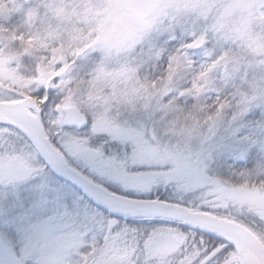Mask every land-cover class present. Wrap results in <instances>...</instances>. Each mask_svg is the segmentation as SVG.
Here are the masks:
<instances>
[{"label":"snow or ice","instance_id":"snow-or-ice-1","mask_svg":"<svg viewBox=\"0 0 264 264\" xmlns=\"http://www.w3.org/2000/svg\"><path fill=\"white\" fill-rule=\"evenodd\" d=\"M166 52L158 43L149 58L171 66ZM33 95L43 97L38 115L47 134L23 113L0 118V264H242L250 256L246 237L230 238L211 218L247 210L264 227V211L241 203L236 213L227 197L213 204L202 193L214 187L210 165L227 160L254 165L249 171L264 181V112L225 120L198 152L176 155L153 149L146 131L97 132L87 117L45 124L50 104L60 115L58 100L43 87Z\"/></svg>","mask_w":264,"mask_h":264},{"label":"rangeland","instance_id":"rangeland-1","mask_svg":"<svg viewBox=\"0 0 264 264\" xmlns=\"http://www.w3.org/2000/svg\"><path fill=\"white\" fill-rule=\"evenodd\" d=\"M261 7L264 0H158L154 13L140 20L117 0H0V102L31 97L40 105L43 97L33 93L43 87L59 97L57 110L78 107L97 132L146 131L156 151L192 155L210 133L223 131L225 120L249 109L264 112ZM196 32L206 46L185 54ZM173 35L174 60L163 78L141 73L151 61L155 71L160 60L150 59L149 49L159 43L168 52ZM190 57L205 72L187 86ZM210 92L215 99L206 105ZM45 118V124L59 123L52 109ZM253 167L237 160H227L223 168L212 163L214 187L202 195L211 196L213 204L227 197L236 213L241 203L264 211V182L252 184L258 176L249 171ZM244 215L249 217L247 210Z\"/></svg>","mask_w":264,"mask_h":264},{"label":"water","instance_id":"water-1","mask_svg":"<svg viewBox=\"0 0 264 264\" xmlns=\"http://www.w3.org/2000/svg\"><path fill=\"white\" fill-rule=\"evenodd\" d=\"M118 6L125 12L133 15L137 19L146 20L155 11L158 0H117ZM203 40L198 39L192 43L196 48L198 45H202ZM33 109L34 111H29ZM23 113L26 117L30 118L35 124L40 127L39 108L36 101L33 98H25L16 102L0 103V118L11 120L16 113ZM59 123L65 122L72 115L78 116L81 120L87 116L76 106L65 107L59 110ZM65 114V117H64ZM40 131L44 134L43 127H40ZM198 216H206V213H193ZM213 221L222 228L225 235H229L230 238L237 236L246 237L249 242L250 256L242 261V264H264L258 257L257 251L264 259V244L261 240L245 226L218 217H212ZM256 249V250H255Z\"/></svg>","mask_w":264,"mask_h":264},{"label":"trees","instance_id":"trees-1","mask_svg":"<svg viewBox=\"0 0 264 264\" xmlns=\"http://www.w3.org/2000/svg\"><path fill=\"white\" fill-rule=\"evenodd\" d=\"M9 22V21H8ZM8 25V24H7ZM10 26V25H9ZM4 29H5V27H4ZM7 30L9 29V31H11V28L10 27H7L6 28ZM175 44H177V43H175ZM175 44H171V43H169V44H167V46L169 47L168 48V52H166L165 53V56H167V53H170L171 52V48L173 49L176 45ZM177 48V47H176ZM14 52H17V50H19V48H18V46L17 45H14V47H13V49H12ZM192 51H190V53H191ZM190 59H192V60H194L195 61V59L193 58V57H190ZM196 63L193 65V68L189 71V73L187 74V76L189 77V79H187V81H188V85L187 86H192L193 84H194V82H192L191 80L192 79H194V78H198L199 77V73L201 72V64L199 63V61H195ZM162 64V66H160ZM146 66V68H143V72L142 71H140L141 73H146V74H148V73H150L151 74V76L153 77V78H163V72H164V70H165V67H167L168 66V63H167V61L166 60H160L159 62H156V69H155V71L153 70L154 69V63H152V61L150 62V63H148V66L147 65H145ZM148 68V69H147ZM149 70H150V72H149ZM163 71V72H162ZM149 75V74H148ZM187 88V87H186ZM45 90V89H44ZM48 92L49 91H47V92H45V95H47L48 94ZM53 94V93H52ZM53 97H54V100H58V108H59V97H57V96H55L54 94H53ZM220 98L221 99H223V98H225V93L223 94V93H221L220 94ZM215 99V97H214V94L213 93H211L210 92V100H208V101H206V105H210V101H212V100H214ZM0 103H2V102H0ZM215 103H217V101L215 102ZM52 109V105L50 104L49 105V108H48V111L49 110H51ZM47 111V112H48ZM47 112L45 113V116H47ZM255 182V183H254ZM261 182H264V181H260L259 183H257V179L256 180H252V184L254 185H261L260 183ZM218 218H222V219H226V218H223L222 216L221 217H218ZM226 220H229V221H232V222H236V223H240V224H243V225H248V224H250L251 223V228L250 229H256V231H254L255 232V234L260 238V239H262L263 241H264V227H260V226H258L257 224H255V223H253L252 221H251V219H250V217H248L247 215H243V216H237V218L236 219H226ZM237 220L239 221V222H237ZM247 227V226H246ZM249 228V227H248Z\"/></svg>","mask_w":264,"mask_h":264},{"label":"bare ground","instance_id":"bare-ground-1","mask_svg":"<svg viewBox=\"0 0 264 264\" xmlns=\"http://www.w3.org/2000/svg\"><path fill=\"white\" fill-rule=\"evenodd\" d=\"M256 250V249H255ZM257 251V254H258V257L261 259V261L264 263V259L262 258V256L258 253L259 251L258 250H256Z\"/></svg>","mask_w":264,"mask_h":264},{"label":"flooded vegetation","instance_id":"flooded-vegetation-1","mask_svg":"<svg viewBox=\"0 0 264 264\" xmlns=\"http://www.w3.org/2000/svg\"><path fill=\"white\" fill-rule=\"evenodd\" d=\"M252 232H254L252 229H250ZM259 238V237H258ZM260 239V238H259ZM262 241V243L264 244V241L262 239H260Z\"/></svg>","mask_w":264,"mask_h":264}]
</instances>
